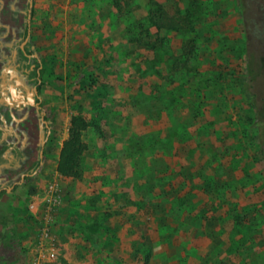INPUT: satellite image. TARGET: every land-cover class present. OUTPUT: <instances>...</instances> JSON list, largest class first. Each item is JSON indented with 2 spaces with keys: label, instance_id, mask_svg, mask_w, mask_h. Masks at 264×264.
<instances>
[{
  "label": "rangeland",
  "instance_id": "1",
  "mask_svg": "<svg viewBox=\"0 0 264 264\" xmlns=\"http://www.w3.org/2000/svg\"><path fill=\"white\" fill-rule=\"evenodd\" d=\"M152 2L158 31L147 0H33L23 43L27 0H0V264H23L40 237L59 250L52 175L80 114L92 122L82 169L107 158L100 181L117 187L89 195L86 218L126 219L138 238L142 226L143 249L169 264H264V0ZM188 38L190 57L178 50ZM29 66L44 72L30 79Z\"/></svg>",
  "mask_w": 264,
  "mask_h": 264
},
{
  "label": "crops",
  "instance_id": "2",
  "mask_svg": "<svg viewBox=\"0 0 264 264\" xmlns=\"http://www.w3.org/2000/svg\"><path fill=\"white\" fill-rule=\"evenodd\" d=\"M80 115L83 117L82 114ZM86 152L87 150L82 158L89 155ZM107 161V158L104 160L98 159L96 155H94L92 161L88 162L86 160L83 165L85 170L82 169V175L79 179L60 177L55 171L53 172L52 179L56 178L60 182L59 184H61L64 194V202L60 208L63 218L60 221H54L52 225L49 224L51 230L48 227V231L49 235L51 231L54 232L55 240L53 236L51 240L57 243L60 248L56 252L54 251L53 258H48L46 254L48 246L45 247L42 243L43 239L40 237L38 245L36 248L33 247V251H30L31 253L26 256L27 260H23V264H136L139 258L142 259L141 264L142 262L143 264H149L147 259L151 255H154L153 258L160 260L156 264L171 263L170 258L167 256L163 257L162 252L143 249L142 243L147 242V234L141 225L138 238L134 232L137 225H132L126 219H88L82 213L84 210L87 211L86 200L89 195L98 193L99 199L97 203H100L103 199L108 200L111 192L117 189L115 186L114 189L111 188L110 181L105 182L103 179L100 181V176L104 175L103 170L106 172L105 164H107ZM91 164H97L98 166H90ZM107 176L105 175L103 178L105 179ZM84 178H91V180L85 183ZM97 178L98 181L95 182ZM82 187L83 190L81 191L80 188ZM43 195L38 197L39 202L45 197ZM38 204V201H33L32 204L27 206L31 212L30 215L32 214L31 216H37L35 213L37 212ZM82 207L83 211L81 210ZM111 210H113L111 213L119 212L115 211V208ZM121 220L124 221L122 222ZM43 229H41L42 235H44ZM15 231V234H13L16 235V240L18 241V236L21 237V232L18 233L17 231V235ZM122 242H138L141 245V249L126 248L125 246L127 245H123ZM133 256H136L134 262ZM174 258L176 260V257L173 256Z\"/></svg>",
  "mask_w": 264,
  "mask_h": 264
},
{
  "label": "trees",
  "instance_id": "3",
  "mask_svg": "<svg viewBox=\"0 0 264 264\" xmlns=\"http://www.w3.org/2000/svg\"><path fill=\"white\" fill-rule=\"evenodd\" d=\"M148 1V25L150 24L151 29L158 31L160 27L156 22L159 20L161 9L159 5ZM158 15V16H157ZM164 26V25H163ZM170 27V25H169ZM168 31V30H167ZM157 33V32H156ZM156 35V34H155ZM181 54L190 57L194 52V41L191 38L185 40L184 44L178 49ZM27 54V51H25ZM38 64H35V68ZM44 72V69H40L37 73L32 70V76H40ZM38 89V87H37ZM92 127V122L86 120L80 115H72L69 118V124L67 129V137L62 142L58 158L56 161L55 172L64 178L79 179L82 173V156L87 150L86 143L82 141V136L85 130ZM253 179V178H252ZM254 182L257 179H253ZM2 192H0L1 196ZM261 193H258L260 195ZM263 195V192H262Z\"/></svg>",
  "mask_w": 264,
  "mask_h": 264
},
{
  "label": "flooded vegetation",
  "instance_id": "4",
  "mask_svg": "<svg viewBox=\"0 0 264 264\" xmlns=\"http://www.w3.org/2000/svg\"><path fill=\"white\" fill-rule=\"evenodd\" d=\"M32 3H33V0H27V3H26V11H25V23L23 24V27H22V29H21V37L23 38V43L26 41V38L28 37V31H29V26H30V19H31V13H32ZM19 51L20 52H22L24 55H26V56H30V54H26V49H24V48H22L21 46H20V48H19ZM34 65V67H35V64H33ZM32 65V66H33ZM26 72V76L27 77H29L30 78V75H31V72H32V69L30 68V66L27 68V70L25 71ZM24 72V73H25ZM38 71H36V73H37ZM36 77H37V74H36ZM31 79V78H30ZM36 80H38V79H36ZM36 86V85H35ZM37 87L38 86H36V87H34V89H33V95H34V100H35V103H34V109H36V111H38L39 113H40V111H41V108H40V105H39V99H38V90H37ZM40 120L42 121V122H44L45 121V119L41 116L40 117ZM42 146H43V143L41 144V146H40V149H39V157H41L42 156V154H43V150H42ZM2 161H4V162H6V159L5 160H3L2 158H1V155H0V163L2 162ZM24 177V176H23ZM22 176H21V178H20V180L21 181H23V179H26L25 177L23 178ZM15 184H17V183H15ZM14 184V185H15ZM13 189H14V187H13ZM5 190L6 189H0V192H2V194H1V196H0V201H1V198H2V196L4 195V193H5ZM8 219V221L6 222V221H4V220H7ZM4 220H2V219H0V233H3V234H5L8 230H10V225H9V223H10V221H11V215H10V217H9V215H7V217L4 219Z\"/></svg>",
  "mask_w": 264,
  "mask_h": 264
},
{
  "label": "built area",
  "instance_id": "5",
  "mask_svg": "<svg viewBox=\"0 0 264 264\" xmlns=\"http://www.w3.org/2000/svg\"><path fill=\"white\" fill-rule=\"evenodd\" d=\"M47 188H48V190H47V192H45V194H46L45 198L48 199V194L51 193V191L52 192H56L57 188H56V184L54 182L50 183ZM43 236H47V232H45ZM46 254H47L48 258H53L54 257V248H53V244L52 243L50 245H48V251H47Z\"/></svg>",
  "mask_w": 264,
  "mask_h": 264
},
{
  "label": "water",
  "instance_id": "6",
  "mask_svg": "<svg viewBox=\"0 0 264 264\" xmlns=\"http://www.w3.org/2000/svg\"><path fill=\"white\" fill-rule=\"evenodd\" d=\"M37 82H38V80H37Z\"/></svg>",
  "mask_w": 264,
  "mask_h": 264
}]
</instances>
